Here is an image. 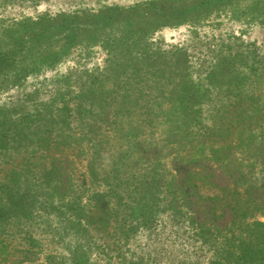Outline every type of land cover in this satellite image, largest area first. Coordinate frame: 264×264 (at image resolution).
<instances>
[{
	"label": "trees",
	"instance_id": "obj_1",
	"mask_svg": "<svg viewBox=\"0 0 264 264\" xmlns=\"http://www.w3.org/2000/svg\"><path fill=\"white\" fill-rule=\"evenodd\" d=\"M247 1L250 0H153L131 8H106L94 13L12 22L0 19V86L54 65L67 49L118 42L140 47L161 28L196 24L209 14ZM140 58L148 60L152 68L151 86L145 76L137 82L138 99L148 106L142 114L147 119L138 122L139 127L126 135L128 149L111 162L116 189L110 184L112 192L95 193L86 209L81 199L72 196L71 164L67 157L53 156L41 164L38 172L32 162L21 170H9L6 178L0 180V264H9L16 253L24 255L21 264H92L88 251H76L66 257L49 255L39 260V243L24 224L34 221L43 211L56 209L70 213L79 229L87 231L93 227L107 233L112 219L118 215L116 209L127 205L130 218L140 213L150 215L161 206L183 213L202 237V244L217 257L209 264H264V222L257 217H264V64L261 74L247 75L240 71L235 58L221 55L207 75L206 87L192 79L179 50L163 66L160 58H165L164 54L153 58L144 53ZM250 58L264 61L254 53H250ZM257 70L253 67L252 71ZM258 77L263 88L249 84ZM120 90L118 85L113 89L98 88L104 102L99 107L102 124H114L111 116L122 111L132 115L122 104L119 110L107 111L117 101L115 95ZM86 94L73 97L78 102L75 109L63 107L59 118L62 128L70 126L64 113L82 108L88 102ZM163 101L169 108L153 109ZM206 104H212L209 125H205ZM89 112L84 109L83 113ZM161 116L165 118L164 136L159 143L152 144L142 138V128ZM99 129L92 125L89 133L96 134ZM128 158L133 159L139 173L124 183L118 180V171ZM163 160L171 164L173 174L169 180H163L159 173ZM106 180L103 178V182ZM131 184L137 185L135 194L129 195L127 201L119 197L112 204L110 195L115 196L121 187L126 193ZM200 184L218 193L204 196ZM120 231L123 234L122 228ZM124 240L121 245H125L127 238Z\"/></svg>",
	"mask_w": 264,
	"mask_h": 264
},
{
	"label": "rangeland",
	"instance_id": "obj_2",
	"mask_svg": "<svg viewBox=\"0 0 264 264\" xmlns=\"http://www.w3.org/2000/svg\"><path fill=\"white\" fill-rule=\"evenodd\" d=\"M149 1L153 0L0 1V19L7 22L37 20L62 14L94 13L106 8L126 9ZM147 38L148 43L144 42L140 47L135 43L118 42L114 43L116 45L95 44L67 49L54 65L23 76L19 81L8 80L1 85L0 180L6 178L9 170H21L29 162L38 172L44 161L63 155L71 164L72 196L74 194L86 209L89 208L90 199L95 193L111 191L110 184L116 189L111 162L128 149L126 135L139 127L138 122L147 119L142 114L147 112L148 106L138 99L137 82L141 76H145V81L151 86L152 68L148 66V60H141L140 57L144 53L153 58L164 54L165 58H160L162 65L170 60L174 51L179 50L185 56L192 79L206 87L207 75L221 55L235 58L244 74H261L264 61L252 60L250 53L264 58V0L228 6L209 14L199 23L161 28ZM253 67L258 70L253 72ZM261 81L258 77L257 81L249 84L263 88ZM117 85L121 88L120 93L115 95L117 101L107 111L119 110L122 104V107L131 110L132 115L122 111L111 116L114 124H102L99 107L104 102L99 98L98 88L113 89ZM79 93H87L88 102H84L77 112H65L70 126L62 128L59 122L61 110L66 105L75 109L78 102L73 97ZM136 100L141 103L137 104ZM211 105H204L205 125L210 124ZM166 107L169 108L167 102L163 101L161 106L153 109L164 110ZM84 109L90 112L85 114ZM164 123L165 118L161 116L156 117L150 125L144 124L142 129L145 135L142 138L152 144L159 143L164 136ZM92 125L100 128L98 133H89ZM119 166L118 180L121 182H128L132 175L139 173L132 158ZM159 173L163 180L171 178L173 172L169 160L162 161ZM103 178L107 180L103 182ZM29 179L33 180L32 177ZM136 186L129 185L126 193L122 187L116 190L115 196L110 195L112 204H116L119 197L129 200L128 196L135 194ZM199 190L204 196L218 193L202 184ZM116 210L118 215L112 219L107 233L98 232L93 227H88V232L79 229L70 213H59L56 209L41 212L24 227L39 243L36 248L39 260L49 255L66 257L76 251H88L92 264H117L121 261L127 264H209L212 258L217 260L208 246L202 244V237L183 213H175L161 206L150 215L140 213L136 218H130L128 205ZM257 217L264 222V217ZM16 236L19 239L21 234ZM125 237L127 242L121 245ZM23 258V254L16 253L9 264H21Z\"/></svg>",
	"mask_w": 264,
	"mask_h": 264
}]
</instances>
